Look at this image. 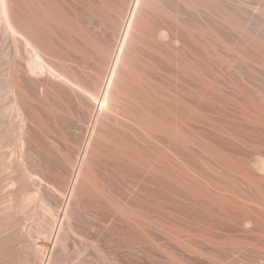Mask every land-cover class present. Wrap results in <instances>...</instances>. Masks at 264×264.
<instances>
[{
    "label": "bare ground",
    "instance_id": "1",
    "mask_svg": "<svg viewBox=\"0 0 264 264\" xmlns=\"http://www.w3.org/2000/svg\"><path fill=\"white\" fill-rule=\"evenodd\" d=\"M0 18L14 49L13 70L19 71L10 84L12 105L23 119V99L16 93L23 89L22 95L31 97L24 88L29 86L24 74L35 71L47 72L49 79L59 82L48 93H68L89 106L77 160L71 163L70 196L80 183L92 184L109 158L139 159L135 138L154 141L163 136L183 145L201 142L202 134L190 119L214 124L205 109V87L213 83L211 68L224 65L230 75L218 79L240 96L239 119L225 130L235 142L234 152L215 150L206 141L203 148L234 174L237 216L252 219L258 229L253 231L261 238L252 246L263 255L264 0H0ZM162 75L174 83L168 76L171 86L161 83ZM45 80L36 84L49 86ZM256 159L263 173L253 166ZM243 248L238 245L240 258ZM258 261L251 264H264V255Z\"/></svg>",
    "mask_w": 264,
    "mask_h": 264
},
{
    "label": "rangeland",
    "instance_id": "2",
    "mask_svg": "<svg viewBox=\"0 0 264 264\" xmlns=\"http://www.w3.org/2000/svg\"><path fill=\"white\" fill-rule=\"evenodd\" d=\"M13 53L0 18V264H251L262 260L263 251L257 255L261 249L252 246L261 241L257 227L252 219L237 216L234 174L203 148L206 141L215 150L234 152L235 142L225 130L237 122L234 118L239 119L240 96L218 79L230 75L224 65L211 68L213 83L205 87V109L214 124L190 119L202 134L201 142L183 145L163 136L154 141L135 138V159H139H123L125 163L109 158L113 162L98 168L92 184L85 183L84 188L79 182L81 186L78 183L70 196L71 163L77 160L89 106L55 88L52 94L63 97L57 101L48 91L58 81L46 72L43 84L49 86L36 84L44 72L35 71L24 74L29 99L16 88L21 93H16L18 100L26 101H19L25 108L27 119H23L12 105L10 84L19 74L13 70ZM20 56L24 65L23 45ZM162 76L163 84L172 80ZM253 166L263 173L258 159ZM239 244H244L241 258Z\"/></svg>",
    "mask_w": 264,
    "mask_h": 264
}]
</instances>
